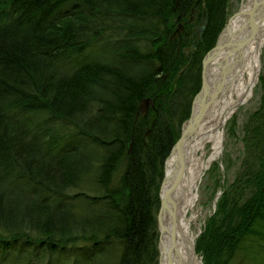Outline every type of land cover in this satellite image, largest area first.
I'll list each match as a JSON object with an SVG mask.
<instances>
[{"label":"trees","instance_id":"obj_1","mask_svg":"<svg viewBox=\"0 0 264 264\" xmlns=\"http://www.w3.org/2000/svg\"><path fill=\"white\" fill-rule=\"evenodd\" d=\"M227 14L228 0H0L3 250L36 246L35 257L44 259L84 238L90 246L74 264H101L117 247V264H160L164 164ZM179 23L188 32L173 35ZM148 98L156 109L143 113ZM260 110L257 124L264 101ZM42 118L74 132L47 139ZM254 130L264 158V126ZM262 165L248 200L242 205L232 191L225 194L221 213L232 208L222 221L209 220L198 244L209 264H229L264 220ZM26 226L39 231L40 242L18 236Z\"/></svg>","mask_w":264,"mask_h":264},{"label":"rangeland","instance_id":"obj_2","mask_svg":"<svg viewBox=\"0 0 264 264\" xmlns=\"http://www.w3.org/2000/svg\"><path fill=\"white\" fill-rule=\"evenodd\" d=\"M244 2H247V0H228V14H227L228 16L225 21V25H227L229 19L232 16L236 17V14L239 13V11H245V10L248 11L250 9L249 4L247 9H243ZM261 13L264 12L261 11L260 15ZM195 14H197V11H194L192 13L191 18L196 20ZM240 15H244V14H240ZM244 16L246 17V19L248 18L246 15ZM119 24H120L119 22H110L108 25L114 27L115 25H119ZM109 35L110 34H107V36ZM104 36H106V33L104 34ZM214 46L215 45H213V47ZM213 47H211V49ZM186 49L187 51L190 50L189 48ZM261 56L262 58L260 64L261 65L260 73L257 79V83L254 85V88L251 89V91L249 92V96H247L244 99V102L236 110H234L233 114L230 115L227 121H225L223 127H221V133L223 138L221 142L222 143L221 146L222 148L220 153L221 155L216 161H214L212 166L205 171L203 175V179L199 185L200 187V197L198 202L199 215L197 216V219L200 222V226L199 228L195 226L193 227L196 232L194 239L195 240L194 251L196 253V256L199 257L200 261H202V264H209V262L206 260L204 252L198 250V244L201 241L200 239L204 235H206L205 232L207 230L206 227L209 223V220L211 218L216 217L218 219L217 222L222 221L223 217L226 216L228 207L229 209H231L232 208L231 206L234 204L231 203L229 206H227V209H225V213L224 214L221 213V208H222L221 205L226 200V198H224L223 196L225 194L227 196V194L232 191V195H234L233 198H238L239 199L238 203L243 205L248 200V197L251 196L252 194L253 190H250V188L252 189L256 188V186L253 188L248 184L254 181L253 176H256L259 169L263 167L262 162H264V158L262 157L260 152L255 151V148L259 143L257 142V138L255 136L256 131L254 129L256 125L264 126V122L262 124L259 123L257 124L255 121L256 117H259L260 115L259 114V112L261 111L260 108L264 101L263 99L264 88L263 85L261 84V78H260L261 76H264V44H263ZM219 78L220 77H218V79ZM218 79H215V81H218ZM155 103H156V99L155 100L149 99L148 101L147 99L143 100L141 112L148 113L150 109L152 108L156 109ZM193 104H192V109H193ZM190 118H188L187 120H189ZM187 120L182 123L183 125L181 127V133L186 125ZM44 121L46 120L42 118L39 124L41 125L42 129L45 128L46 130H48L47 133L46 132L43 133V134L45 133L48 134L46 136L47 139L54 140V138H57L59 140V137H63L64 135H66V137L68 138V135L74 132V129L66 125H63L62 123L56 122L48 126V124H46ZM36 128L37 127H35L34 129ZM259 128H263V127H259ZM150 132L151 129H149L146 132V136H148ZM67 138H65V141ZM170 155L165 161L164 174L159 185L160 199L162 195V184L165 180V173L167 169L166 164L169 158L171 157ZM123 170H124L123 167H121V171ZM242 188L243 190H241ZM245 188L249 189L246 192L245 195L246 197L241 196L243 195ZM70 193L75 194L74 191L72 192L70 191ZM46 195L48 194L45 192L44 196ZM216 198L218 201H216ZM161 203H162V199H161ZM159 213H160V208L157 214V221H158ZM252 227H253V231H250L249 234L245 236V239L243 240L240 247L236 248L235 254L230 258V261H228L229 264H264V220L255 222ZM24 231H25L24 235H18V236L24 238L26 241H28V239H32L33 241L37 242L42 238L41 235H39V231H35L33 228L26 226L24 229L20 230L19 232H24ZM158 231L160 237L161 231L159 227V221H158ZM1 235L5 236V232L3 226L0 224V237ZM77 237L80 238L83 237V235L80 234ZM87 246H90V242L85 240L84 238H81L80 241L76 243L69 242L67 244L66 252H58L53 254L48 253L44 257V259H41L35 257L34 253H36L35 252V250L37 249L36 246L26 247L23 245H16L10 247L9 250L7 249L3 250L2 242H0V264H74L75 261L81 260L82 257H83L82 259L85 258L82 255V252ZM159 249H160V242H159ZM120 253H121L120 247L113 249L108 254L110 255L108 257L110 258L108 260H104L103 262H101V264H117V261L120 257L119 255ZM28 254L31 256H28Z\"/></svg>","mask_w":264,"mask_h":264},{"label":"bare ground","instance_id":"obj_3","mask_svg":"<svg viewBox=\"0 0 264 264\" xmlns=\"http://www.w3.org/2000/svg\"><path fill=\"white\" fill-rule=\"evenodd\" d=\"M249 3L250 0L244 2L243 9H247L250 5ZM261 11L264 12V6L260 7L259 12ZM247 22L248 20L244 15L232 16L227 25L223 24L219 28L215 36L216 42L214 45L217 44L220 36H226L229 41L235 42L240 36L247 33ZM207 24L208 19L198 25L200 29L199 34L207 28ZM258 25L254 40L249 43L248 50L244 52L246 59L242 69L235 64L232 55L235 52L234 45L223 49L213 58L211 67L212 81L214 82L220 76L224 68L228 69V76L230 75L233 79L230 81L227 78L226 85L228 87L230 86L227 93L222 96L219 103L212 105L209 109V114L200 121V125L192 133V136L186 138L182 143L180 156H182L186 168L182 176V181L176 186L177 189L174 190L173 196L168 204V211L164 217L167 230L173 234V241L176 244L174 256L171 258V264H202V261H200L194 251L196 232L193 227L199 228L200 226V222L197 219L199 215V185L205 171L221 155V127H223L230 115L233 114L234 108L249 96V92L257 83L261 66V52L264 44V13H261L259 16ZM203 27L204 30L201 31ZM106 30L103 31L106 35L111 32H106ZM183 32L187 33L188 28H186L185 24L179 23L173 35L178 34L182 36ZM112 34L110 33V35ZM194 48L195 46L193 45L192 49ZM230 56H232V60ZM228 60L229 64L226 65ZM178 154L176 151L173 152L167 163V174L170 181H173L172 176H174L179 166ZM216 201H218L217 198Z\"/></svg>","mask_w":264,"mask_h":264},{"label":"water","instance_id":"obj_4","mask_svg":"<svg viewBox=\"0 0 264 264\" xmlns=\"http://www.w3.org/2000/svg\"><path fill=\"white\" fill-rule=\"evenodd\" d=\"M250 9L248 11H239V13L236 14L237 16H240V14L246 15L248 18V22L246 23L247 27V33L243 36H240L235 42L229 41V39L225 36H220L219 41L217 44L209 50L208 54L204 57L203 61V73H202V86L200 88V92L197 94V96L194 99L193 109H192V115L189 120H187L186 125L181 133V138L175 143L173 152H178V159H179V166L174 174L172 176L173 181H170V178H168L167 169L165 173V180L162 184V203L160 207V213L158 216L159 221V227L161 231V235L159 237L160 242V257H159V263L160 264H171V258L174 256L175 250H176V244L173 241V234L170 233V231L167 230V227L165 225L164 217L166 215V212L168 211V204L171 200V197L173 196L174 190L177 189V185L182 181L183 179V173L186 168L184 165V161L182 156H180V150L182 148V143L185 141L186 138L192 136V133L198 128L200 125V121L209 114V109L212 107V105L217 104L222 99V96H224L225 93H227L229 87L227 84V78H228V69L224 68L220 74V78L218 81H212V75H211V67L213 58L217 56L220 51L223 49L229 47L230 45H234L235 52L233 55L235 64L238 65L241 69L245 64L244 52L248 50L249 43H251L255 36L256 31L258 29V23H259V16H260V7L264 6V0H250ZM228 28V27H227ZM204 30V27L201 28V31ZM232 60V56H230ZM229 64V60L226 62V65ZM230 81L233 79L229 76L228 78ZM228 80V81H229ZM149 99H147L148 101ZM243 101L238 104L234 110H236ZM233 110V112H234ZM223 139V138H222ZM171 153V154H172ZM171 156V155H170ZM168 163V161H167ZM167 167V164H166ZM170 182V184H169ZM169 184V185H168Z\"/></svg>","mask_w":264,"mask_h":264}]
</instances>
